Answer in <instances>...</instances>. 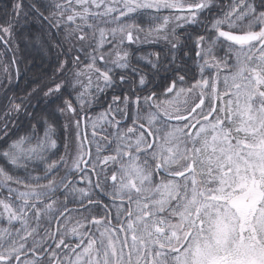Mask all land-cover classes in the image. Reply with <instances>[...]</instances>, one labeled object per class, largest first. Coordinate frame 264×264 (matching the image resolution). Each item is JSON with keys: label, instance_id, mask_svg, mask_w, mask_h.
Instances as JSON below:
<instances>
[{"label": "snow or ice", "instance_id": "6c2138e0", "mask_svg": "<svg viewBox=\"0 0 264 264\" xmlns=\"http://www.w3.org/2000/svg\"><path fill=\"white\" fill-rule=\"evenodd\" d=\"M0 264H264V0L0 9Z\"/></svg>", "mask_w": 264, "mask_h": 264}, {"label": "trees", "instance_id": "16d2710c", "mask_svg": "<svg viewBox=\"0 0 264 264\" xmlns=\"http://www.w3.org/2000/svg\"><path fill=\"white\" fill-rule=\"evenodd\" d=\"M10 3V0H0V9H3L6 5H8ZM166 14V13H165ZM155 48H158L157 46H153ZM149 48V47H148ZM21 69L23 70L24 65L21 64Z\"/></svg>", "mask_w": 264, "mask_h": 264}, {"label": "flooded vegetation", "instance_id": "af4514ba", "mask_svg": "<svg viewBox=\"0 0 264 264\" xmlns=\"http://www.w3.org/2000/svg\"><path fill=\"white\" fill-rule=\"evenodd\" d=\"M153 46H157V47H160L161 45H150V46H146V47H149V48H155Z\"/></svg>", "mask_w": 264, "mask_h": 264}]
</instances>
